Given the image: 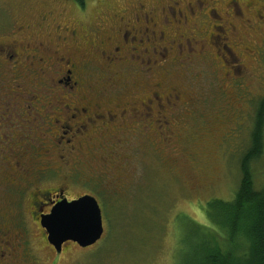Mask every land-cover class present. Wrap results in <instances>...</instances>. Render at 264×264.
<instances>
[{
    "label": "rangeland",
    "instance_id": "obj_1",
    "mask_svg": "<svg viewBox=\"0 0 264 264\" xmlns=\"http://www.w3.org/2000/svg\"><path fill=\"white\" fill-rule=\"evenodd\" d=\"M138 1L0 0V35L13 19L29 21L38 33H44L48 25L76 26L79 34L73 48L102 66L88 71L89 78L93 75L88 84L91 93L116 97L123 92V82L112 75L115 69L106 74L112 83L101 81L99 71L103 74L107 66L92 54L86 26L91 24L105 37L116 38L111 31L114 25L107 23L109 15L136 12ZM174 1L140 0L154 24L150 45L156 54L149 56L150 63L159 60L149 67L144 84L153 88L162 83V99L171 89L179 92L181 106L166 107L165 115H182L180 125L169 121L164 143L156 130L149 132L151 145L137 150V167L129 164L124 190L118 186L119 169L125 164L117 163L114 169L111 160L85 161L86 167L89 162L93 168L80 179L91 178L90 184L81 187L76 182L69 196L92 192L98 198L104 234L93 248L68 243L56 254L35 226L3 222V229L9 230L5 240L15 249L23 244L25 251L19 248L14 253L20 264H191L196 242L190 221L207 227L210 240L228 248L203 208L213 199L231 200L240 182V157L250 143L255 106L264 96V0H210L215 11L209 15L205 8L209 0H178L177 5ZM140 31H144L142 25ZM42 89L49 93L44 84ZM52 91L62 92L55 87ZM252 172L255 189H262L264 155L252 164ZM2 195L0 191V214L11 217L13 213L6 209L8 198L5 192Z\"/></svg>",
    "mask_w": 264,
    "mask_h": 264
},
{
    "label": "flooded vegetation",
    "instance_id": "obj_2",
    "mask_svg": "<svg viewBox=\"0 0 264 264\" xmlns=\"http://www.w3.org/2000/svg\"><path fill=\"white\" fill-rule=\"evenodd\" d=\"M209 1L205 4L208 15L215 11ZM173 3L177 5L179 1ZM136 4V12L114 11L109 15L107 23L114 25L111 31L116 38L105 37L91 24L86 26L94 46L92 54L107 66L103 74L99 71L101 81L112 83L106 74L111 75L115 69L112 75L123 82V92L116 97L91 93L88 84L93 75L89 78L88 71L102 66L73 48L79 34L76 26L48 25L44 33H38L29 21L13 19L11 27L0 35V90L11 89L0 93V191L8 198L6 209L13 213L11 217L0 214V264H20L14 253L19 248L25 251L23 244L15 249L5 240L9 234L8 228L3 229L6 223L35 226L46 241L40 217L48 215L57 203L91 196L102 209L95 193L69 196L76 182L81 187L90 184L91 178L80 179L93 168L89 162L85 166L86 160H111L114 169L117 163L125 164L119 169L118 186L124 190L129 164L137 167V150L151 145L149 132L156 130L164 143L169 121L180 125L182 115H165L166 107L181 106L179 92L167 91L165 106L159 95L164 93L163 84L153 88L144 84L149 67L159 60L150 63L149 59L153 52L156 54L150 45L155 35L150 11L140 0ZM128 15H132L131 19H127ZM140 25L144 31H140ZM57 33H62L63 38ZM216 37L223 41L222 36ZM6 81L10 84L4 85ZM43 84L49 87L48 94L42 93ZM53 87L62 92L52 94ZM24 258L25 253L23 261Z\"/></svg>",
    "mask_w": 264,
    "mask_h": 264
},
{
    "label": "trees",
    "instance_id": "obj_3",
    "mask_svg": "<svg viewBox=\"0 0 264 264\" xmlns=\"http://www.w3.org/2000/svg\"><path fill=\"white\" fill-rule=\"evenodd\" d=\"M252 121L250 143L240 157V182L233 197L210 200L203 208L228 248L214 244L207 227L189 220L196 242L191 264H264V187L255 189L252 172V164L264 155V96L255 106Z\"/></svg>",
    "mask_w": 264,
    "mask_h": 264
},
{
    "label": "water",
    "instance_id": "obj_4",
    "mask_svg": "<svg viewBox=\"0 0 264 264\" xmlns=\"http://www.w3.org/2000/svg\"><path fill=\"white\" fill-rule=\"evenodd\" d=\"M98 202L83 196L72 202L57 203L48 215L40 217L47 243L60 254L67 243L82 249L94 246L104 233L102 214Z\"/></svg>",
    "mask_w": 264,
    "mask_h": 264
}]
</instances>
